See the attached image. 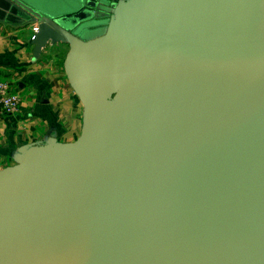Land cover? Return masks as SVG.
I'll list each match as a JSON object with an SVG mask.
<instances>
[{
    "label": "water",
    "instance_id": "obj_1",
    "mask_svg": "<svg viewBox=\"0 0 264 264\" xmlns=\"http://www.w3.org/2000/svg\"><path fill=\"white\" fill-rule=\"evenodd\" d=\"M10 1L85 111L0 169V264H264V0Z\"/></svg>",
    "mask_w": 264,
    "mask_h": 264
},
{
    "label": "crops",
    "instance_id": "obj_2",
    "mask_svg": "<svg viewBox=\"0 0 264 264\" xmlns=\"http://www.w3.org/2000/svg\"><path fill=\"white\" fill-rule=\"evenodd\" d=\"M35 24L12 1L0 0V78L21 96L18 112L0 114V169L16 163L28 145L69 144L83 129L85 108L64 68L68 46L47 42L36 49Z\"/></svg>",
    "mask_w": 264,
    "mask_h": 264
},
{
    "label": "built area",
    "instance_id": "obj_3",
    "mask_svg": "<svg viewBox=\"0 0 264 264\" xmlns=\"http://www.w3.org/2000/svg\"><path fill=\"white\" fill-rule=\"evenodd\" d=\"M38 32V26L32 27L30 41L33 42ZM21 102L20 93L15 91L8 81L0 78V114H14L18 112Z\"/></svg>",
    "mask_w": 264,
    "mask_h": 264
},
{
    "label": "rangeland",
    "instance_id": "obj_4",
    "mask_svg": "<svg viewBox=\"0 0 264 264\" xmlns=\"http://www.w3.org/2000/svg\"><path fill=\"white\" fill-rule=\"evenodd\" d=\"M50 1V0H39V3L44 6L47 4V2ZM65 8L64 5L61 6V9Z\"/></svg>",
    "mask_w": 264,
    "mask_h": 264
}]
</instances>
